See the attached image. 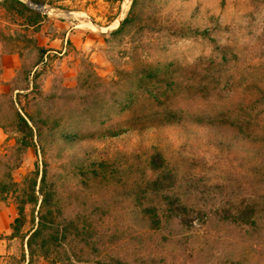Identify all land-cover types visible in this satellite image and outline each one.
I'll use <instances>...</instances> for the list:
<instances>
[{
	"label": "rangeland",
	"instance_id": "obj_1",
	"mask_svg": "<svg viewBox=\"0 0 264 264\" xmlns=\"http://www.w3.org/2000/svg\"><path fill=\"white\" fill-rule=\"evenodd\" d=\"M18 1L0 264H264V0Z\"/></svg>",
	"mask_w": 264,
	"mask_h": 264
},
{
	"label": "trees",
	"instance_id": "obj_2",
	"mask_svg": "<svg viewBox=\"0 0 264 264\" xmlns=\"http://www.w3.org/2000/svg\"><path fill=\"white\" fill-rule=\"evenodd\" d=\"M14 2H16V3H18L19 5H21V6H23V7H25L24 6V4L23 3H21V2H19L18 0H14ZM25 9L29 12V13H33L32 12V10H30L28 7H25ZM123 25V23L121 24V26ZM39 51H40V54H41V56L42 55H44L45 53H46V51L44 50V49H39ZM40 61H42V60H40ZM153 78V77H152ZM22 110V109H21ZM18 114V118H19V120L22 122V124H23V126L27 129V132H26V135L28 136V137H31L32 138V136H33V134H32V128L28 125V122H27V120L29 121V122H31V123H34V121H33V119L31 118V117H29V116H27L26 114H24V115H26V118H27V120L23 117V116H21L19 113H17ZM118 130H119V128H118ZM23 144V146L26 148L27 146H29L30 145V142H25V143H22ZM155 157V156H154ZM153 158V157H152ZM152 158H150V162H151V160H153ZM156 159L158 158V157H155ZM160 158V157H159ZM162 159V158H161ZM163 161V160H162ZM163 163V162H162ZM164 164V163H163ZM45 163H44V168L42 169V171H41V178H40V189H39V191H40V195H42V199H41V202H40V205H39V208H40V210H43V208L45 207V205H47V199H46V195L44 194L45 192H44V184H45V177H46V168H45ZM160 166H161V164H160ZM175 211H177V213H181V214H185V209L184 208H182V207H177L176 209H174ZM174 213V212H173ZM172 214V211L171 210H165V212H164V215L167 217V216H169V215H171ZM141 215H142V217L143 216H153V217H156V214H154V212H152V211H150L148 208H146V209H144V210H142L141 211ZM46 222H45V216L41 213V212H39V216H38V226H37V228H35V229H33V230H31V232L29 233V235H28V237H27V241H26V245H27V247L28 248H31V246H32V243H33V240L35 239V238H37L41 233H42V227L44 226V224H45ZM29 263V262H28ZM27 263V264H28Z\"/></svg>",
	"mask_w": 264,
	"mask_h": 264
},
{
	"label": "water",
	"instance_id": "obj_3",
	"mask_svg": "<svg viewBox=\"0 0 264 264\" xmlns=\"http://www.w3.org/2000/svg\"><path fill=\"white\" fill-rule=\"evenodd\" d=\"M41 8H42V6H40V5L35 7V9L39 10V11L41 10Z\"/></svg>",
	"mask_w": 264,
	"mask_h": 264
},
{
	"label": "crops",
	"instance_id": "obj_4",
	"mask_svg": "<svg viewBox=\"0 0 264 264\" xmlns=\"http://www.w3.org/2000/svg\"><path fill=\"white\" fill-rule=\"evenodd\" d=\"M14 59H15V58H14ZM12 60H13V57H12ZM1 218H3V219H4V216H2V215H1V216H0V219H1Z\"/></svg>",
	"mask_w": 264,
	"mask_h": 264
}]
</instances>
